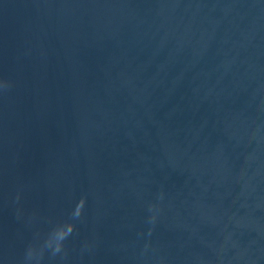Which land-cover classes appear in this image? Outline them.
<instances>
[{"label": "water", "instance_id": "1", "mask_svg": "<svg viewBox=\"0 0 264 264\" xmlns=\"http://www.w3.org/2000/svg\"><path fill=\"white\" fill-rule=\"evenodd\" d=\"M0 264H264V0H0Z\"/></svg>", "mask_w": 264, "mask_h": 264}, {"label": "clouds", "instance_id": "2", "mask_svg": "<svg viewBox=\"0 0 264 264\" xmlns=\"http://www.w3.org/2000/svg\"><path fill=\"white\" fill-rule=\"evenodd\" d=\"M71 230H69V232H70ZM64 237H61L60 239H61V241H62V239H63ZM57 248H59V247H57Z\"/></svg>", "mask_w": 264, "mask_h": 264}]
</instances>
